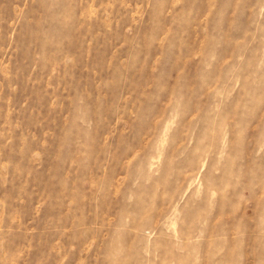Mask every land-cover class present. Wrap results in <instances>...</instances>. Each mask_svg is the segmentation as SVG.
Masks as SVG:
<instances>
[{
	"label": "rangeland",
	"instance_id": "rangeland-1",
	"mask_svg": "<svg viewBox=\"0 0 264 264\" xmlns=\"http://www.w3.org/2000/svg\"><path fill=\"white\" fill-rule=\"evenodd\" d=\"M0 264H264V0H0Z\"/></svg>",
	"mask_w": 264,
	"mask_h": 264
}]
</instances>
